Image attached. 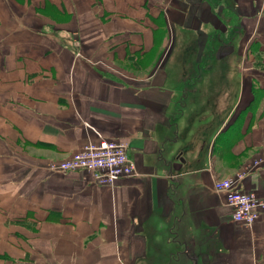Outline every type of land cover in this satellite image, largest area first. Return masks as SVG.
<instances>
[{
	"label": "crops",
	"instance_id": "0c3cea01",
	"mask_svg": "<svg viewBox=\"0 0 264 264\" xmlns=\"http://www.w3.org/2000/svg\"><path fill=\"white\" fill-rule=\"evenodd\" d=\"M89 126L137 175L49 169ZM237 173L264 199V0H0V264H264Z\"/></svg>",
	"mask_w": 264,
	"mask_h": 264
},
{
	"label": "built area",
	"instance_id": "2783aa9c",
	"mask_svg": "<svg viewBox=\"0 0 264 264\" xmlns=\"http://www.w3.org/2000/svg\"><path fill=\"white\" fill-rule=\"evenodd\" d=\"M94 130L96 138L88 139L80 148L68 157L58 159L49 164V169L55 171L87 170L100 184L112 185L121 177L137 175L133 160L128 156L125 144L121 141L102 136ZM259 160L254 161L258 164ZM245 173H237L232 177L213 180V189L223 194L226 203L231 207L232 218L236 222L250 226L264 211V200L254 192L243 191L238 182Z\"/></svg>",
	"mask_w": 264,
	"mask_h": 264
},
{
	"label": "rangeland",
	"instance_id": "374dc122",
	"mask_svg": "<svg viewBox=\"0 0 264 264\" xmlns=\"http://www.w3.org/2000/svg\"><path fill=\"white\" fill-rule=\"evenodd\" d=\"M169 39H170V38H169ZM168 41H169V45H170V40H168ZM219 178H224V177H219ZM215 179H217V178H215ZM220 194H221V193H220ZM256 196H257V195H256ZM257 197H258V196H257ZM259 198H260V197H259ZM261 199H262V198H261ZM263 200H264V199H263ZM168 259H169V258H164V260H163V261H164L163 264H167ZM142 263H143V262H142ZM142 263H141V264H142ZM139 264H140V263H139Z\"/></svg>",
	"mask_w": 264,
	"mask_h": 264
}]
</instances>
